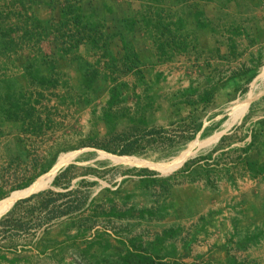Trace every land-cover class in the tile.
I'll list each match as a JSON object with an SVG mask.
<instances>
[{"label":"rangeland","instance_id":"1","mask_svg":"<svg viewBox=\"0 0 264 264\" xmlns=\"http://www.w3.org/2000/svg\"><path fill=\"white\" fill-rule=\"evenodd\" d=\"M45 2L46 0H24L28 13L53 17L56 14L55 9L47 6ZM106 2L107 6H105ZM168 3L172 4L173 2ZM197 4L198 7L204 8L212 19L218 16L220 8L217 4L212 2L202 4L201 1ZM139 6L138 0H87L84 4L88 12L94 10L107 18L122 16L125 12ZM8 9L19 12L22 10V5L17 0H0V12L5 13ZM229 10L235 13L234 5L230 6ZM252 10L256 14V19L252 23L257 37L255 47L250 49L248 40L242 36L238 40L239 51L243 53L239 55V59H225L229 60L223 61L225 64L216 61L215 68L212 70H214L213 77L216 81L217 77L221 79L227 77L231 72L230 69L234 70L239 66L238 63L251 67V72L238 79L237 84H242L245 78L254 72H258V75L251 81L249 90L243 95L236 91L237 84L233 80H221L228 81V83L230 81V83L225 84L217 92L216 107L205 112L202 108L194 110V114L202 116L203 120L206 119L208 112L213 110L211 113H216L214 116L219 115V117L210 122L208 127L212 123H216V125L211 126L212 130L207 132L208 134L197 135L179 155L170 160L158 161L154 159V156L149 158L135 155L121 156L93 146H83L93 141L101 142L107 132L104 122L100 119V114L106 105L111 84L99 78L97 92L89 93L91 102L85 103L84 98H80L79 95L80 75L76 65H71L72 63L65 60L58 62V68L68 83L66 87L59 86L55 93L61 94L67 91L66 94H70V97L68 96L66 103H63L52 91L46 92L43 99L44 104L40 106V110L44 112L45 106H47L54 114L55 122L45 130V134L42 137H36L34 134L29 135L22 132L19 123L0 122V189L9 192L13 186L27 181L40 172L42 165H46L51 160H57L54 166L39 176L32 185L37 182L43 183L27 190L22 195L23 197L28 196L50 187L59 171L68 164L75 163L76 166L70 173L76 176L73 180V187H78L81 192L86 191L91 194V197L98 198L97 225L95 229H90L80 238L74 237L76 230L73 227L68 228L66 220V222L57 221L58 223L48 225L45 230V226L37 227L32 232L0 239V246H2L0 251L5 252L10 259L17 258L14 262L0 260L2 264H120L119 257L126 252L127 246L133 247V244L155 256L157 262L163 261V264H175L176 262L181 264H239V262L264 264V244L259 245L252 241L247 247L240 245L247 235L241 229L235 234L236 239H233L228 247L222 246V243L219 246L206 247V244L200 242L204 240L202 235L207 237L209 228L215 223L213 220L215 221L216 218L212 212H217V209L214 208L212 211L209 207L217 201L223 202L219 198L221 197L220 190L224 191L225 196L230 197V191L227 189L229 183L224 188L219 186L222 185L219 184L222 178L228 177L224 171L228 162H230L229 166L235 175V181H230L231 188L237 190L240 195L233 194L230 199L227 198L225 206L219 204L217 208L227 212V215L232 212L228 216L230 220L240 215V219L243 220L246 217L245 220L250 221L251 217L256 216L255 212L260 211L263 215L257 214L256 220L259 221L260 226H264V180L258 186L250 183L246 185L244 177L247 176V172H244L241 166L237 169L236 165L232 164L237 158L239 150H220L232 142L243 141L252 132L250 129L253 130L258 126L257 123L259 124L261 116L264 114V73L260 76L264 66V1L254 6ZM12 17H16V15L13 14ZM108 22L111 26L110 18ZM203 37L205 43L213 40L208 30L203 32ZM113 45L114 48H118L116 41ZM141 46L139 44L138 48L144 63L146 82H141L132 73L117 74L118 82L124 80L129 84L122 87L127 97L123 106L134 109V91L143 96L147 91L151 94L156 93L158 95L157 103L162 105L156 111L158 122L169 126L170 132L174 133L175 130L177 131V126L182 123L180 122L181 118H186L191 108L190 105H185L180 101L182 89L187 87L186 85L190 81H194L201 90L209 86L208 77H206L208 65H205L206 69L198 68L196 67L197 63L188 55H182L169 61L172 62L171 64L168 62L159 63L155 61L148 49L143 48L142 51ZM223 46L225 47V45ZM29 52L28 50L20 51L15 56L14 62L0 54V81L7 76L13 78L21 76L25 71L23 63ZM260 52L263 54L259 58L254 57ZM97 56L99 57V54H88L92 63H95ZM251 56L255 62H252ZM6 60L9 65L4 67L2 65ZM165 63L170 64L162 70L163 72L167 71L166 78L160 82L153 81L155 72L159 71L161 65ZM135 84H137L136 90L133 87ZM71 97L75 103L72 102ZM173 98L176 99L177 103H175L179 107V113H176L177 111L172 106ZM52 105H56L58 111L56 108L53 109ZM246 113L247 115L244 117ZM252 116L254 119L257 118L255 124L252 125V128L248 125L245 126V121ZM125 122L123 123L125 124ZM172 122H176V124L171 125ZM214 128L217 129L212 135ZM208 136L210 137L208 138ZM220 136L221 138L218 140ZM239 145L235 147H243L241 143ZM256 148L252 151L254 156L257 154L255 153ZM196 159L198 162L195 161ZM186 162L189 165L187 167H185ZM152 166L162 170V173L156 170L158 173L154 174L157 181H161V183H159L160 185L144 186L140 183L138 175L140 168ZM191 167V173L187 174L189 182L186 179L178 180L176 178L177 173ZM206 168L210 169V178L204 182L195 183L193 177L207 173ZM201 177L199 179L207 178L204 175ZM82 179L86 181L77 184ZM90 181L96 182L91 183ZM11 192L0 199V206L11 196ZM22 196L15 200H7L0 209V218L6 213L4 211L11 208ZM27 205H24L22 210H25ZM111 207H115L117 213L132 210L127 216L109 215L108 211ZM140 209H152L153 213L146 212L141 216L138 213ZM88 213L87 210L83 215ZM23 214L17 213V217H22L23 221L31 219L29 215L23 216ZM33 222H30V225ZM231 222L233 223V221ZM165 230L171 234L163 236ZM251 231L253 232L254 229ZM158 236H163V239H157ZM99 237L107 238L110 241V246L106 251L102 252L100 243L95 244L91 250L86 249L87 245ZM62 247H64L63 255L59 253L61 252L59 249ZM244 248H251L246 256H244ZM54 250L55 253H53ZM231 257L236 260L234 263L230 261Z\"/></svg>","mask_w":264,"mask_h":264},{"label":"trees","instance_id":"2","mask_svg":"<svg viewBox=\"0 0 264 264\" xmlns=\"http://www.w3.org/2000/svg\"><path fill=\"white\" fill-rule=\"evenodd\" d=\"M17 1L22 5V10L19 9V12L14 9L6 10L7 13L0 12V54L14 62L15 56L20 51L27 49L31 53L24 60L25 71L21 76L17 78L7 76L0 81V122L19 123L22 132L42 137L45 130L55 122L54 114L47 106L44 112L40 110L46 92L52 91L63 103H66L68 96L70 97V94H66L67 91L61 94L55 93L59 86L66 87L68 83L58 68V62L65 60L72 63L71 65H76L80 75L79 95L80 98H84L85 103L91 102L89 93L97 92L99 78L111 84L106 105L100 114L107 132L101 142L93 141L83 146H93L121 156L135 155L145 158L154 156V159L159 161L170 160L179 155L187 144L196 138L202 130L204 121L202 116L194 114V110L202 108L205 112L216 107L217 92L225 84L230 83L221 80H233L237 84V79L249 74L251 67H243L240 74L234 72L223 79L217 77L216 81L212 75L207 78L209 86L202 90L192 85L185 89L179 98L183 104L191 106L189 115L181 118L182 123L177 126V131L172 133L169 126L158 122L156 111L162 105L157 103L156 93L151 94L147 91L143 96L134 91V109L123 106L127 97L122 87L129 84L124 80L118 82L117 74L132 73L141 82H146L144 63L140 51L134 44L132 34L139 30L142 32L155 61L159 63L173 61L180 55H188L196 63L203 61L210 65L211 59L237 58L243 54L239 51L238 43L242 36L248 40L250 46L255 45L257 37L252 23L256 19V14L252 9L264 0H138L139 7L125 12L122 16L109 17L112 20L111 26H109V18L101 15L102 13L98 14L94 10L88 12L85 9L84 4L87 0H46L47 6L56 11L54 18L49 22L42 20L35 13H28L24 0ZM199 1L217 4L220 8L218 16L215 19L209 17L204 8L198 7ZM107 4L106 2L105 6ZM232 5L235 7V13L229 10ZM13 14L16 17H12ZM204 30L210 31L213 37L209 46H204L202 42L201 32ZM113 41H116L118 48H114ZM53 43H56L54 52L51 49ZM222 45L226 46L227 51L222 50ZM90 53L99 54L95 63L88 58ZM262 54L260 52L254 57L259 58ZM252 60L255 62L254 58ZM8 65L6 60L2 66ZM257 75L258 72H254L246 77L242 84L236 85V91L245 94L249 90V84ZM165 78L166 74L163 71L155 72L154 81L160 82ZM136 86L137 84L133 85L135 90ZM72 98V102L75 103ZM175 102L176 99L173 98L172 106L176 113H179V107ZM52 107L58 111L56 105ZM174 124L176 122H172L171 125ZM263 130L264 118L260 119L259 126L252 130L250 143L239 150L237 158L232 163L237 169L241 166L244 172L252 176L264 173V162L249 156L259 143L264 142ZM56 161L51 160L46 165H42L40 172L27 181L13 186L10 191L30 186L39 176L48 172ZM74 166L76 164L71 163L59 171L50 187L18 199L0 218V239L32 232L37 227L45 226V230L48 225L66 220L68 228H75L76 238L85 235L90 229H95L99 213L98 198H93L90 193L81 192L78 187H73L76 176L70 173ZM187 166L189 165L186 162L185 167ZM153 169L155 168H140L138 175L140 183L144 186L160 185L161 181H157L151 174L158 173L156 170H162ZM205 170L207 173L200 175H204L208 180L210 169ZM224 171L230 181L234 182L235 175L231 167H226ZM83 181L86 180L82 179L77 184ZM10 191L0 189V199L6 197ZM26 204H28L26 209L22 210ZM87 210L89 213L83 215ZM131 210L117 213L115 207H111L108 213L127 216ZM146 212L152 214L153 210L138 211L141 216ZM17 213H24L23 216L27 214L31 219L23 221L22 217H17ZM32 221L34 222L30 225ZM168 234L171 232L165 230L163 236L166 237ZM261 234L263 231H260L256 237L253 236L251 240L256 242ZM163 236H158L157 239H163ZM99 243L102 245V252L110 246L107 238L99 237L87 245L86 249L91 250ZM59 251L63 255L64 247ZM55 252L54 250L53 253ZM226 253L228 254L227 251ZM0 260L14 262L17 258L10 259L5 252L0 251ZM156 260L155 256L136 247L135 244L133 247L127 246L126 252L119 257L120 264H163V261L159 260L158 263L159 261ZM230 261L234 263L236 260L231 257ZM239 264L246 263L239 262Z\"/></svg>","mask_w":264,"mask_h":264},{"label":"crops","instance_id":"3","mask_svg":"<svg viewBox=\"0 0 264 264\" xmlns=\"http://www.w3.org/2000/svg\"><path fill=\"white\" fill-rule=\"evenodd\" d=\"M201 3L202 4H204V3H209V2H204V1H201ZM199 8H202V7H199ZM42 14H45V13H43L42 12ZM44 15H39V18H41L42 20H44V21H46V22H49L52 18H54V17H43ZM205 31V30H204ZM207 31V30H206ZM201 34H202V42L204 43V46H209L208 44H211L212 42L211 41H208L207 43H205V40H204V37H203V32H201ZM211 34V33H210ZM132 38H133V40H135L134 41V44L136 45V47H137V49L140 51V49L138 48V46H139V44L140 45H142L141 46V49H142V51H143V48H146V49H148L149 51H150V49L148 48V45H147V43H146V41H145V39H144V37H143V35H142V32L139 30V31H137L136 33H133L132 34ZM56 43H53V45H52V52H54L55 50L54 49H56ZM253 47H255V45H253V46H251L250 47V49H252ZM222 50L223 51H227V48H226V46L224 47H222ZM25 51H27V49L25 50ZM29 51V50H28ZM145 51V50H144ZM29 53H31V52H29ZM150 53L152 54V52L150 51ZM153 55V54H152ZM180 56H182V55H180ZM243 56H245V55H243ZM242 56V57H243ZM241 58V57H240ZM236 59V58H235ZM237 59H239L238 57H237ZM211 61V64L210 65H208L207 63H203V61H199L198 63H197V65H196V67H198V68H200V67H202V68H204V69H206V67H205V65L207 66L208 65V68L206 69V70H208L207 71V73L209 74H206V77H210V76H212L214 73V70H212V68L214 69L215 68V65H214V63L216 62V61H221V63H224L223 61H229V60H225V59H218V58H216V59H211L210 60ZM237 61V60H236ZM168 63H172V62H168ZM168 63H165V64H162L161 65V68L159 69V71H162L163 70V68H165V67H167L168 65H170V64H168ZM225 64V63H224ZM239 64V66L238 67H236L234 70H231L230 69V73L229 74H231V73H234V72H237L238 74H240L239 72H241V69L243 68V67H246L245 65H242L241 63H238ZM215 70H217V69H215ZM216 72V71H215ZM165 74H167V71H165L164 72ZM263 73H264V66H263V69H262V71H261V73H260V76L261 75H263ZM237 74V75H238ZM233 75V74H232ZM259 76V77H260ZM238 80V79H237ZM153 81H154V78H153ZM190 85H192V86H194V87H197V88H199V89H201L200 88V86H196L195 85V82L194 81H190L189 82V84L188 85H186L187 87H184L182 90L183 91H185V89H187V88H189L190 87ZM183 86H185V85H183ZM243 100H245V99H243ZM240 102V101H239ZM215 110V109H214ZM213 110H211V111H209L208 112V114L206 115V119H208V120H206L205 118H204V124H203V127H202V130L197 134L198 136L200 135L201 136V134L203 135V134H206L207 132H209L210 130H212V128H211V126L213 127V126H215L216 125V123H212L211 125H210V127H208L209 125V123L210 122H212L214 119H216V118H218L219 117V115H216V116H214L216 113H211ZM247 115V113L244 115V117ZM262 118H264V114L261 116ZM260 118V117H259ZM243 120V119H242ZM256 120H257V118H253V116L249 119V120H247V121H245V126H249V127H251L252 128V125L253 124H255V122H256ZM257 125L259 126V124L257 123ZM220 127V126H219ZM216 129L217 128H214V132H213V134L212 135H214V133L216 132ZM251 131H252V129H250ZM204 132V133H203ZM229 132H232V131H229ZM249 133V132H248ZM208 134V133H207ZM251 134V135H250ZM263 134H264V130H263ZM212 135H210V136H212ZM222 135V134H221ZM210 136H208V138L210 137ZM249 136H251V138H252V132H250L249 133V135L247 136V137H245L244 138V140L243 141H241V142H239V143H236V142H232V144H230L229 146H227V147H225V148H223V149H220V150H236V149H238V150H241V147H235V146H240L239 144L241 143V146H246L248 143H250V141L251 140H249ZM220 138H221V136L219 137V139L218 140H220ZM263 138H264V136H263ZM217 141V140H216ZM251 154H249V156L251 155L253 158H257V159H259V161L260 162H264V142L261 144V143H259L258 145H257V148H256V150H255V153H257L255 156L252 154V151L250 152ZM214 155V154H213ZM230 165V162H228V165H227V167H230L229 166ZM210 166V165H209ZM151 168H157V167H151ZM157 169H160V168H157ZM191 170H192V167L190 168V169H185V170H182L181 171V173H177V175H176V178L179 180V179H186L187 180V182H189V176L187 175V174H190L191 173ZM161 173H162V171H160ZM152 176H156V175H154V174H151ZM249 175V176H248ZM202 175H200V176H197V177H193V180L195 181V183H197L198 181H206L207 179H199V178H202L201 177ZM245 178V182H247L246 183V185L247 184H251V185H254V186H258V185H260V183L262 182V180H264V173L262 174V175H259V176H252L250 173H248L247 172V176H245L244 177ZM43 182H37V183H35L34 185H30V186H28V187H26V188H23V189H19V190H14V191H12L11 193L13 194L15 191H23V193L21 194V195H19L18 197H21L22 195H24L25 194V192H27V190H29V189H31V188H34V187H36V185L38 186L39 184H42ZM226 183V184H225ZM228 183H229V185H228ZM219 184H222V185H219L221 188L223 187H226L225 185H228V190L230 191V197H227V196H225V193H224V191H221L220 190V192L219 193H221V197H219V198H221V200H223V202H221V203H219L218 201L217 202H215V203H213L212 204V206L211 207H209V208H211V210L213 211L214 210V208H216L217 209V212H212L213 213V215H214V217L216 218V220L214 221L213 220V222H215L214 223V225L213 226H211L210 228H209V233H208V236L207 237H205L204 235H202V238L204 239V240H202V241H200L201 243H203V244H206V247L207 246H210V247H212V246H219V244H221L222 243V246L224 245L225 247H226V245H228V244H231L232 242H233V239L235 240L236 238H235V234L238 232V230H243V232H245V233H247V235H245V238L240 242V245H243V246H248V244L249 243H251L250 241H252L251 239H252V237L253 236H257V234L259 235L260 234V231L262 230L263 231V234H262V236L261 237H263L264 236V226H260V223H259V221L258 220H256V218L258 217V215L257 214H260V215H263L262 214V212L260 213V211H256L255 213H257L256 214V216H254V217H251L250 218V221H248V220H245V219H247L246 217H244L243 218V220L242 219H240V215H237V216H235V217H233L232 218V220H230L229 219V215L230 214H232V212H230L229 213V215H227V212H225V211H221L219 208H217V205H219V204H222V205H224L225 206V204L227 203V198H231V196H233V194H239L240 195V193L237 191V190H235L234 188L232 189L231 188V182H230V179L228 180V177H226V178H222V181L221 182H219ZM245 190H248L247 188H245ZM12 194H11V196H12ZM227 195V194H226ZM239 195H237V196H239ZM10 196V197H11ZM9 197V198H10ZM18 197H16V198H18ZM23 197V196H22ZM218 197V194H217V196H216V198ZM9 198H7L6 200H5V202L9 199ZM15 198V199H16ZM15 199H13V200H15ZM225 199V200H224ZM5 202L3 203V205H1L0 206V209L2 208V206H4L5 205ZM221 205V206H222ZM244 207H246V205H244ZM10 209V207L9 208H7L6 209V211H4V212H7L8 210ZM226 209H229V208H226ZM247 211V210H246ZM254 213V214H255ZM177 216H178V214H177ZM231 221H233V223L231 222ZM258 225H259V229H258ZM254 229V231L252 232L251 230H253ZM256 230V231H255ZM260 230V231H259ZM261 237H259L257 240H259V241H261V243H259V241H256V244H259V245H261L262 243L264 244V238H261ZM255 241V240H254ZM258 242V243H257ZM224 243V244H223ZM255 243V242H254ZM245 249V248H244ZM251 251V248L249 249V248H247V249H245L243 252H244V256H246L249 252Z\"/></svg>","mask_w":264,"mask_h":264},{"label":"bare ground","instance_id":"4","mask_svg":"<svg viewBox=\"0 0 264 264\" xmlns=\"http://www.w3.org/2000/svg\"><path fill=\"white\" fill-rule=\"evenodd\" d=\"M22 193H23V191H15L9 199H12L13 200L16 197H18L19 195H21Z\"/></svg>","mask_w":264,"mask_h":264},{"label":"built area","instance_id":"5","mask_svg":"<svg viewBox=\"0 0 264 264\" xmlns=\"http://www.w3.org/2000/svg\"><path fill=\"white\" fill-rule=\"evenodd\" d=\"M251 135V134H250ZM249 140H251V136H249ZM249 176V175H248Z\"/></svg>","mask_w":264,"mask_h":264}]
</instances>
